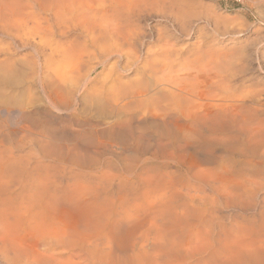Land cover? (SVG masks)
Wrapping results in <instances>:
<instances>
[{
  "label": "rangeland",
  "instance_id": "rangeland-1",
  "mask_svg": "<svg viewBox=\"0 0 264 264\" xmlns=\"http://www.w3.org/2000/svg\"><path fill=\"white\" fill-rule=\"evenodd\" d=\"M120 1L0 0V264H264V0H164L191 21L165 90L145 50L53 54L56 3L115 26Z\"/></svg>",
  "mask_w": 264,
  "mask_h": 264
},
{
  "label": "bare ground",
  "instance_id": "bare-ground-1",
  "mask_svg": "<svg viewBox=\"0 0 264 264\" xmlns=\"http://www.w3.org/2000/svg\"><path fill=\"white\" fill-rule=\"evenodd\" d=\"M142 1L145 3L140 6H125L120 1L116 5L101 8L100 12L103 15L108 12L121 15V19L115 26L101 23L96 19L94 9L83 5L78 8L76 15L71 16L72 18L67 21L63 18L60 7L56 3L52 10V27L58 41L53 42L55 46L53 54L58 55L61 39L67 38L71 30L76 31L77 37L66 43L75 44L78 47V60L82 63L80 68L86 67L85 64L89 62H95L99 68L101 67L102 72L106 65L114 60L108 71V75H110L113 72L112 70H119L122 63H124L122 69L126 71L138 69L137 66L141 64L142 60L143 53L141 54V52L145 50L146 57L150 59L148 61L150 66H160V70L158 69L157 74H155V81L158 86L162 90L173 88L177 77L171 76L174 72L172 65L176 63L180 55V53L178 55L179 51L176 50L177 42L175 40L177 41L182 36L184 38L188 37L191 21L189 23L180 12L174 11L173 6L166 7L164 0ZM152 17L159 19L171 18L173 21L169 22L168 29H165L164 26L162 29H158L155 28L156 24L146 22ZM142 22L144 24H141ZM87 76L84 74L70 81L69 92L74 98L89 89L95 92V80L90 81ZM52 80V85L60 86L63 83L56 74ZM39 86L43 91L44 83L42 80H40ZM261 89L260 93L262 94L264 89L262 92ZM45 98L47 97L45 96Z\"/></svg>",
  "mask_w": 264,
  "mask_h": 264
}]
</instances>
